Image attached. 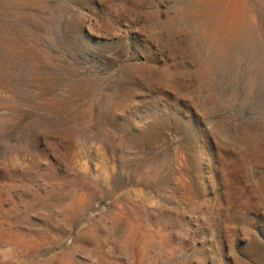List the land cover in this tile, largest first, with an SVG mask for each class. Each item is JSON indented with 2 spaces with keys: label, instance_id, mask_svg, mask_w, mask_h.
<instances>
[{
  "label": "rangeland",
  "instance_id": "1",
  "mask_svg": "<svg viewBox=\"0 0 264 264\" xmlns=\"http://www.w3.org/2000/svg\"><path fill=\"white\" fill-rule=\"evenodd\" d=\"M0 264H264V0H0Z\"/></svg>",
  "mask_w": 264,
  "mask_h": 264
}]
</instances>
